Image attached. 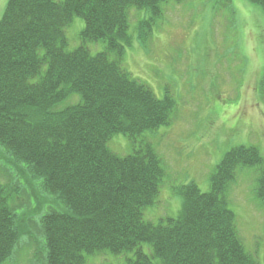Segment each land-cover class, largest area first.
<instances>
[{
  "label": "trees",
  "instance_id": "obj_1",
  "mask_svg": "<svg viewBox=\"0 0 264 264\" xmlns=\"http://www.w3.org/2000/svg\"><path fill=\"white\" fill-rule=\"evenodd\" d=\"M166 1L8 0L0 20V264L18 241L35 239L26 219L34 222L52 201L60 208H50L38 222L44 264H86V254L105 250L132 252L126 264H261L245 249L228 203L237 170L250 166L257 167L255 193L264 205L258 146L229 150L209 192L196 182L183 185L180 215L158 224L144 218L165 176L153 145L145 142L128 155L109 148L115 134L134 142L172 120L169 93L159 98L123 65L133 41L131 10L147 12L138 24L143 42ZM230 1L217 0L216 8ZM249 1L264 9V0ZM75 16L85 27L81 44L69 49L66 28ZM97 41L105 47L93 54L88 44ZM75 94L77 102L59 108ZM14 192L26 196L21 206ZM31 197L37 199L33 209Z\"/></svg>",
  "mask_w": 264,
  "mask_h": 264
},
{
  "label": "rangeland",
  "instance_id": "obj_2",
  "mask_svg": "<svg viewBox=\"0 0 264 264\" xmlns=\"http://www.w3.org/2000/svg\"><path fill=\"white\" fill-rule=\"evenodd\" d=\"M216 2L167 0L163 15L143 42L138 38V24L147 12L131 10L133 41L126 47L123 65L159 98L169 93L172 120L142 133L134 142L124 134H115L109 148L128 155L147 142L160 156L165 176L155 203L144 211L145 220L155 224L180 215L183 198L179 190L183 185L196 182L203 192H209L212 174L233 147L255 145L264 155V9L249 0H231L219 8ZM7 3L0 0V20ZM84 27V19L75 16L66 28L69 49L81 44ZM88 47L96 54L105 45L97 41ZM79 99L75 94L59 108ZM258 177L257 167L239 168L228 203L245 249L264 264V205L255 193ZM2 179L8 181L5 176ZM15 180L26 185L23 178L15 176ZM36 190L39 192L38 187ZM24 197L14 192L13 201L21 206ZM36 200L31 197L30 209L36 207ZM50 208H60V203L46 202L32 226L26 219L35 239L26 236L18 241L4 264H44L46 241L38 232V222ZM143 248L151 251L148 244ZM86 258V264H126L133 253L105 250L86 254Z\"/></svg>",
  "mask_w": 264,
  "mask_h": 264
}]
</instances>
